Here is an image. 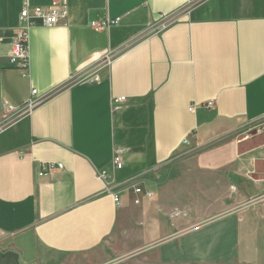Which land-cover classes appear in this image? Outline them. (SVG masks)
<instances>
[{
    "label": "crops",
    "instance_id": "1",
    "mask_svg": "<svg viewBox=\"0 0 264 264\" xmlns=\"http://www.w3.org/2000/svg\"><path fill=\"white\" fill-rule=\"evenodd\" d=\"M53 1L0 0V264H264V0H61L11 67L25 5ZM129 182L153 198L107 191Z\"/></svg>",
    "mask_w": 264,
    "mask_h": 264
},
{
    "label": "built area",
    "instance_id": "2",
    "mask_svg": "<svg viewBox=\"0 0 264 264\" xmlns=\"http://www.w3.org/2000/svg\"><path fill=\"white\" fill-rule=\"evenodd\" d=\"M68 16V8L64 5L61 0H54L53 5L50 8H41L35 7L30 8L28 5H25L22 13H21V24L22 28L19 30L16 41L14 42L10 55H9V63L11 67L26 71L29 66V42H28V33L29 30L36 26L42 25L45 27H53L58 25L62 20H65ZM121 22V18L116 19H105L101 21H95L91 23V28L96 32H103L108 31L112 27L117 26ZM111 58L106 57L104 64L106 66L111 64ZM37 92L32 91L33 98L29 100L26 107L21 110H15L12 106L6 105V111L10 114H15L16 117L20 118L23 116H27L32 114V112L37 107L36 97ZM126 103V98L121 97L117 98L113 101V109L114 111H120L122 106ZM214 106V102L211 101L207 103V108H212ZM193 109H191L192 111ZM185 144L189 143V139L184 141ZM123 149H118L114 153V157L112 160V165L115 169H121L123 166L122 163V155L124 154ZM63 169L62 164H55L49 163L43 165L39 176L46 177L53 173L54 171ZM98 177L103 180L104 182L108 181V174L105 171L98 172ZM116 189H123V190H133L135 194L140 196H145L148 199L153 198V193L145 192L140 185L135 182L125 183L121 186L107 184V191L110 193H114ZM114 201L117 206L120 205L121 199L115 193L114 194ZM135 205H139L141 203L140 199H136L134 201Z\"/></svg>",
    "mask_w": 264,
    "mask_h": 264
},
{
    "label": "rangeland",
    "instance_id": "3",
    "mask_svg": "<svg viewBox=\"0 0 264 264\" xmlns=\"http://www.w3.org/2000/svg\"><path fill=\"white\" fill-rule=\"evenodd\" d=\"M66 264H159L157 258L151 255L139 254L135 256L120 257L113 254L111 250L99 251L91 254L88 257H83L77 260H70ZM230 264H242L233 262Z\"/></svg>",
    "mask_w": 264,
    "mask_h": 264
},
{
    "label": "water",
    "instance_id": "4",
    "mask_svg": "<svg viewBox=\"0 0 264 264\" xmlns=\"http://www.w3.org/2000/svg\"><path fill=\"white\" fill-rule=\"evenodd\" d=\"M258 133V131H255L254 133H252V135H256Z\"/></svg>",
    "mask_w": 264,
    "mask_h": 264
}]
</instances>
